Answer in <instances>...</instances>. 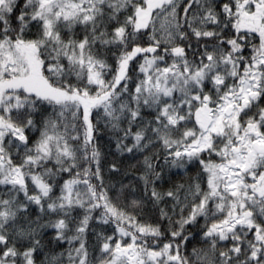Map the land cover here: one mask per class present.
<instances>
[{
  "label": "snow or ice",
  "instance_id": "1",
  "mask_svg": "<svg viewBox=\"0 0 264 264\" xmlns=\"http://www.w3.org/2000/svg\"><path fill=\"white\" fill-rule=\"evenodd\" d=\"M0 264H264V0H0Z\"/></svg>",
  "mask_w": 264,
  "mask_h": 264
},
{
  "label": "trees",
  "instance_id": "2",
  "mask_svg": "<svg viewBox=\"0 0 264 264\" xmlns=\"http://www.w3.org/2000/svg\"><path fill=\"white\" fill-rule=\"evenodd\" d=\"M179 179V178H178Z\"/></svg>",
  "mask_w": 264,
  "mask_h": 264
}]
</instances>
